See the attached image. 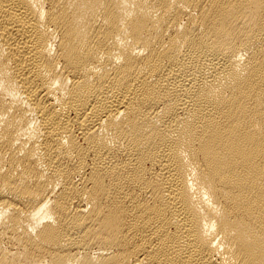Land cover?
<instances>
[{
    "label": "bare ground",
    "instance_id": "obj_1",
    "mask_svg": "<svg viewBox=\"0 0 264 264\" xmlns=\"http://www.w3.org/2000/svg\"><path fill=\"white\" fill-rule=\"evenodd\" d=\"M0 264H264V0H0Z\"/></svg>",
    "mask_w": 264,
    "mask_h": 264
}]
</instances>
